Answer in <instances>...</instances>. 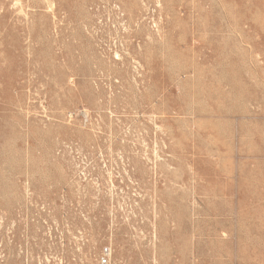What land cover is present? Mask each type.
<instances>
[{"label": "rangeland", "instance_id": "1", "mask_svg": "<svg viewBox=\"0 0 264 264\" xmlns=\"http://www.w3.org/2000/svg\"><path fill=\"white\" fill-rule=\"evenodd\" d=\"M106 249L264 264V0H0V264Z\"/></svg>", "mask_w": 264, "mask_h": 264}, {"label": "built area", "instance_id": "2", "mask_svg": "<svg viewBox=\"0 0 264 264\" xmlns=\"http://www.w3.org/2000/svg\"><path fill=\"white\" fill-rule=\"evenodd\" d=\"M110 259H111V251L109 249H106L103 253L101 264H110Z\"/></svg>", "mask_w": 264, "mask_h": 264}, {"label": "bare ground", "instance_id": "3", "mask_svg": "<svg viewBox=\"0 0 264 264\" xmlns=\"http://www.w3.org/2000/svg\"><path fill=\"white\" fill-rule=\"evenodd\" d=\"M19 1V0H18ZM47 3V2H46ZM50 3V2H49ZM16 4L18 5V3L16 2ZM48 4V3H47ZM23 5V4H22ZM50 5V4H49ZM48 6V5H47ZM21 7V6H20ZM20 9H22V8H20ZM51 9V8H50ZM129 10H130V8H129ZM128 10V11H129ZM111 245V244H110ZM111 250V249H110ZM113 251V250H112ZM112 255V254H111Z\"/></svg>", "mask_w": 264, "mask_h": 264}]
</instances>
